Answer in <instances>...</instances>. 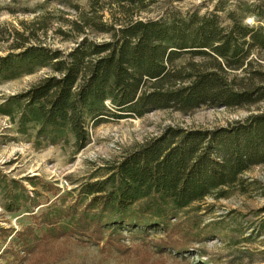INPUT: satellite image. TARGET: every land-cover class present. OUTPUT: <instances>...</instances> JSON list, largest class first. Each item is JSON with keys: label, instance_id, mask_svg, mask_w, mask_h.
<instances>
[{"label": "trees", "instance_id": "16d2710c", "mask_svg": "<svg viewBox=\"0 0 264 264\" xmlns=\"http://www.w3.org/2000/svg\"><path fill=\"white\" fill-rule=\"evenodd\" d=\"M110 2L127 20L92 27L107 40L85 35L65 51L28 29L16 31V42L0 54V85L50 72L0 104V116L9 118L18 134L34 138L37 148L72 144L80 153L91 143L92 130L111 121L264 101V87L242 88L232 77L246 70L253 51L264 50V28L244 25L235 12L229 26L217 13L169 9L157 19H135L132 9L142 12L156 0ZM72 26L85 34L79 23ZM261 165L264 111L213 130L168 127L82 184L76 205L67 209V223L43 216L41 233L20 232L25 256L10 250L21 262L33 257L32 264L61 260L71 246H96L106 256L134 257L139 264H150V246L160 257L184 255L196 223L182 214L209 197L229 198L243 176ZM153 231L162 238L148 242ZM125 232L140 244L128 247Z\"/></svg>", "mask_w": 264, "mask_h": 264}, {"label": "rangeland", "instance_id": "374dc122", "mask_svg": "<svg viewBox=\"0 0 264 264\" xmlns=\"http://www.w3.org/2000/svg\"><path fill=\"white\" fill-rule=\"evenodd\" d=\"M167 9L184 15L217 13L225 26L231 24L229 15L235 12L244 25L264 28V0H156L147 10L132 9L131 13L135 19H157ZM250 18L254 20L249 22ZM126 20L127 16L110 0H0V54L16 42V31L38 30L42 42L69 51L85 35L97 41L109 39L106 34L92 31L94 25L119 26ZM73 22L79 23L85 34L74 30ZM245 69L232 74L236 85L250 90L264 87V50L253 51ZM49 73L44 69L1 84L0 104ZM262 111L264 101L239 109L203 108L188 115L166 110L111 121L92 130L91 143L80 153H75L72 144L39 149L34 138L18 134L9 118L0 116V264H32L33 257L21 262L10 250L13 248L20 258L25 256L20 253L18 234L28 229L36 235L41 233L39 222L43 216L67 223V209L76 205V190L82 184L96 174L102 175L104 167L112 166L168 127L213 130ZM243 181L229 198L209 197L182 214L196 223L186 254L160 257L150 246V264H264V165L247 172ZM8 206L19 209L9 211ZM124 235L128 247L140 244L130 238L129 232ZM160 238L161 233L153 231L148 242ZM46 259L50 264H139L134 257L126 259L116 253L106 256L96 246H71L61 260Z\"/></svg>", "mask_w": 264, "mask_h": 264}, {"label": "clouds", "instance_id": "9594fccd", "mask_svg": "<svg viewBox=\"0 0 264 264\" xmlns=\"http://www.w3.org/2000/svg\"><path fill=\"white\" fill-rule=\"evenodd\" d=\"M252 20H254V18H250L249 22H252Z\"/></svg>", "mask_w": 264, "mask_h": 264}]
</instances>
